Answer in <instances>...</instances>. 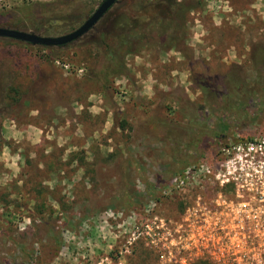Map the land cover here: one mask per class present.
Returning a JSON list of instances; mask_svg holds the SVG:
<instances>
[{"label":"rangeland","instance_id":"374dc122","mask_svg":"<svg viewBox=\"0 0 264 264\" xmlns=\"http://www.w3.org/2000/svg\"><path fill=\"white\" fill-rule=\"evenodd\" d=\"M103 1L9 0L0 14L25 9L30 33L40 29L45 37H59L81 27ZM157 1L120 0L115 6L137 9ZM225 1L179 0L202 6L188 15L186 46L181 52L143 50L129 57V74L111 90L89 81L102 21L71 47L48 52L49 58L35 46L0 39V224L6 233H0V264H164L143 237L129 244L135 226L152 210L175 230L187 224L194 231L197 198L212 195L211 185L199 184L214 177L207 168L227 174L228 162L264 143V101L259 106L247 96L241 99L249 107L246 125L208 149L209 142L184 152L190 165L178 164L172 155L178 147L167 143L169 122L183 137L180 127L188 115L196 112L212 128L213 116L223 114L205 100L200 85L216 81L231 90L235 73L243 78L242 90H248L246 82L260 80L250 53L255 45L264 47V3ZM211 46L215 56L207 50ZM232 46L236 49L229 53ZM148 74L156 86L151 96L141 91ZM13 87L25 100L9 107L4 96ZM127 156H132L129 190L135 199L121 211L116 185ZM157 179L158 202L147 191ZM66 215L75 221L74 229H66Z\"/></svg>","mask_w":264,"mask_h":264},{"label":"trees","instance_id":"16d2710c","mask_svg":"<svg viewBox=\"0 0 264 264\" xmlns=\"http://www.w3.org/2000/svg\"><path fill=\"white\" fill-rule=\"evenodd\" d=\"M33 8L36 11L41 10V6L35 5ZM199 8H202L201 4L195 7L186 6L179 0H175L171 6H167L164 0H159L155 3L149 2L147 6H138L137 9L136 6H119L118 8L114 6L101 20L102 28L98 30V42L94 45L97 51V63L91 70L89 81L100 85L103 90H111L118 78L129 74L127 65L129 57L137 56L143 50L159 52L176 50L181 52L183 47L186 46L188 15ZM25 12V9H22L19 13L0 14V28L30 32L28 25L32 21ZM40 31L42 30L36 29L33 33L44 36L39 33ZM22 44L32 46L27 43ZM72 44L63 47H36L46 52L45 57L49 58L48 52L59 53L61 50L71 47ZM250 56L260 80L256 84L246 82L245 86L248 90L245 88L243 90L240 89L241 87L239 86L240 83L243 84V78H238L239 73H235L232 76L236 87L234 86L231 90L226 89L224 84L216 81H213V85L208 84L209 82L200 85V90L205 96V100L212 101L215 108H221L220 111H223V114L213 116L214 120L211 121L212 128H208L204 124V118L198 116L196 112L188 115L185 123L181 125L180 129L185 131L183 137L179 135L178 128L172 122H169L172 135L171 140L167 141V143L178 147L177 151L176 148L172 149V155L178 164L190 165L192 163L190 158L183 155L184 152L188 154L194 153L192 148H198L200 144L209 142V146L205 145L206 149H208L213 146L215 140L223 142L226 137L233 133L234 130L232 129L246 125V120L249 119L247 115L249 107L241 100L244 96H247L250 102L255 99L256 101L254 102L258 101L257 104L261 106L262 101H264V47L261 45L253 46ZM210 89L212 90L210 91ZM229 96H231V99H229ZM4 99L9 107L18 106L25 100L16 87L8 88ZM218 100L219 102H217ZM123 127L124 124H122L121 129ZM162 133H164V129ZM131 159L132 156L125 158L123 169L118 174L116 186L118 188V198L122 201L120 205L121 211L131 208L133 199H135L129 190L130 173L128 169ZM159 185H162L159 179H157L156 184L147 185V191L150 192L151 197L157 202L160 201L156 194ZM64 220L67 230L75 228L73 218L66 215ZM50 230L54 235L55 231L53 229ZM0 233L6 235L1 224ZM194 264H209V262L197 261Z\"/></svg>","mask_w":264,"mask_h":264},{"label":"built area","instance_id":"2783aa9c","mask_svg":"<svg viewBox=\"0 0 264 264\" xmlns=\"http://www.w3.org/2000/svg\"><path fill=\"white\" fill-rule=\"evenodd\" d=\"M8 1L0 0V10ZM55 63L68 69L61 60ZM238 159L226 164L224 175L207 168L214 177L199 184L211 185L212 195L198 196L193 232L187 224L175 230L152 210L135 226L129 244L143 237L164 264H188L190 257L211 264H264V143L244 149Z\"/></svg>","mask_w":264,"mask_h":264},{"label":"water","instance_id":"95a60500","mask_svg":"<svg viewBox=\"0 0 264 264\" xmlns=\"http://www.w3.org/2000/svg\"><path fill=\"white\" fill-rule=\"evenodd\" d=\"M120 0H104L95 13L77 30L67 35L59 37H45L30 32L17 31L12 29L0 28V39L14 40L21 43L31 44L41 47H63L75 43L91 30L108 14V12Z\"/></svg>","mask_w":264,"mask_h":264},{"label":"crops","instance_id":"0c3cea01","mask_svg":"<svg viewBox=\"0 0 264 264\" xmlns=\"http://www.w3.org/2000/svg\"><path fill=\"white\" fill-rule=\"evenodd\" d=\"M229 1V0H228ZM227 0L225 1L226 2V4L228 5L229 4V2H228ZM218 3H220L219 1H217ZM259 3H264V0H257L256 1V5H254V6H257V5H259ZM212 4H213V6H214V8H213V10L215 11V9H218L217 7L218 6H215L216 5V3H214V2H212ZM229 6H231L230 4H229ZM228 6V7H229ZM202 40H205V38H202ZM190 43H191V40H189V41H187V45L189 44L190 45ZM236 48L234 47V46H232L229 50H228V52L230 53H233V50H235ZM207 50H211V56L212 55H216V53H214V51H216V50H214V47L213 46H211V47H209ZM170 52H173V51H170ZM170 52L167 54L168 56H169V54H170ZM177 54V53H176ZM141 55V54H140ZM180 55H181V53H180ZM238 56V55H237ZM170 57V56H169ZM180 61H183V56L181 55L180 56ZM169 60H171L170 58H169ZM174 72H180V70H174L173 71V73ZM182 73H184L185 74V71H182ZM121 78V77H120ZM124 78H126V76H124ZM140 83L143 85L142 86V88H141V91L142 92H144L146 95H149V96H151V95H154L155 94V88H156V86H155V84H154V79H153V77H152V81H151V74H148L147 75V77H146V79H141V81H140ZM114 127V126H113Z\"/></svg>","mask_w":264,"mask_h":264}]
</instances>
